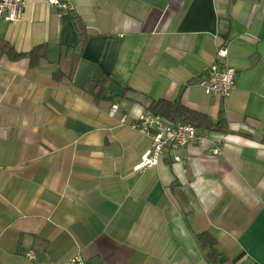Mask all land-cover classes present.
<instances>
[{
  "label": "crops",
  "instance_id": "0c3cea01",
  "mask_svg": "<svg viewBox=\"0 0 264 264\" xmlns=\"http://www.w3.org/2000/svg\"><path fill=\"white\" fill-rule=\"evenodd\" d=\"M58 1L71 9L25 0L18 22L0 18L17 53L46 45L35 68L0 54V264H213L202 232L217 264H264V0ZM74 17L89 38L56 81ZM220 48L237 73L225 100L197 83ZM142 96L222 114L228 133L197 129L207 141L134 172L150 139L119 119L146 110Z\"/></svg>",
  "mask_w": 264,
  "mask_h": 264
},
{
  "label": "built area",
  "instance_id": "2783aa9c",
  "mask_svg": "<svg viewBox=\"0 0 264 264\" xmlns=\"http://www.w3.org/2000/svg\"><path fill=\"white\" fill-rule=\"evenodd\" d=\"M47 3L58 8L71 9L68 4H61L58 0H47ZM24 6L25 0H0V18L8 23L18 22L22 17ZM225 56V49L220 48L213 62L197 81L206 95L222 100H225L234 89L237 75L233 67L223 62ZM117 112L118 106L111 105L108 110L109 116H114ZM119 124L127 125L150 139L148 150L142 154L139 162L133 167V171L137 173L155 166L167 151L208 140L205 131L197 130L191 124L167 123L160 116L147 110L131 118L121 115ZM213 153L217 154L218 149L214 148ZM22 256L30 260L35 259L34 253L29 250L23 252ZM64 264H84V261L79 255H74Z\"/></svg>",
  "mask_w": 264,
  "mask_h": 264
},
{
  "label": "trees",
  "instance_id": "16d2710c",
  "mask_svg": "<svg viewBox=\"0 0 264 264\" xmlns=\"http://www.w3.org/2000/svg\"><path fill=\"white\" fill-rule=\"evenodd\" d=\"M74 24L78 32V41L74 46L62 48L60 50L59 59L53 70L52 77L56 81L67 79L71 81L77 70L79 61L82 59V52L89 34L84 23L80 18L74 17ZM0 54L5 55L8 59L16 61L21 58L29 60L30 68L38 66L40 60L46 59V45L41 44L33 47L27 53H17L12 46L5 40L0 38ZM111 81L108 76H103L97 81L92 94L96 100L101 99L106 84ZM129 88H124V92L129 91ZM123 95V94H122ZM147 111L160 116L165 122L171 124L184 123L191 124L196 129H203L211 133H228L226 120L222 114H219L217 121H212L209 117L189 110L180 103L169 102L165 100H152L142 96L137 100ZM197 241L202 249H208L207 257L213 263L217 264L218 254L215 251V240L207 232L198 234Z\"/></svg>",
  "mask_w": 264,
  "mask_h": 264
}]
</instances>
